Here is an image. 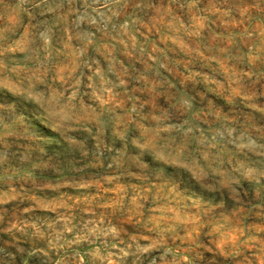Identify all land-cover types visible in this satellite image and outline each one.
Masks as SVG:
<instances>
[{"label":"rangeland","instance_id":"rangeland-1","mask_svg":"<svg viewBox=\"0 0 264 264\" xmlns=\"http://www.w3.org/2000/svg\"><path fill=\"white\" fill-rule=\"evenodd\" d=\"M0 264H264V0H0Z\"/></svg>","mask_w":264,"mask_h":264}]
</instances>
